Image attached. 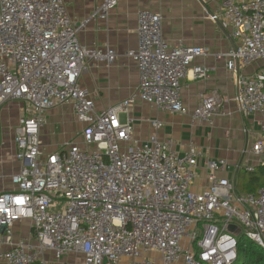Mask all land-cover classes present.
Masks as SVG:
<instances>
[{"label": "built area", "instance_id": "built-area-1", "mask_svg": "<svg viewBox=\"0 0 264 264\" xmlns=\"http://www.w3.org/2000/svg\"><path fill=\"white\" fill-rule=\"evenodd\" d=\"M118 2L105 0L95 15L107 19ZM210 18L238 41L217 57L236 76L240 112L264 115V0H220ZM137 33L127 57L138 67V94L98 111L79 81L91 64H114L116 51L83 45L65 0H0V107L22 105L21 169L13 190L0 193V264H235L241 232L264 248V187L236 194L229 177L264 167V125L246 161L208 162V186L196 191L202 153L193 146L181 156L157 134L141 143L130 114L138 101L187 114L184 80L210 78L211 68L194 65L210 49L171 47L162 15L149 9ZM254 64L259 72L241 74ZM64 105L84 125L83 144L45 154L47 113ZM218 110L210 97L193 117L213 124Z\"/></svg>", "mask_w": 264, "mask_h": 264}, {"label": "crops", "instance_id": "crops-1", "mask_svg": "<svg viewBox=\"0 0 264 264\" xmlns=\"http://www.w3.org/2000/svg\"><path fill=\"white\" fill-rule=\"evenodd\" d=\"M219 1L119 0L108 18L102 19L95 13L105 0H65L73 23L79 28L81 43L88 48H112L117 53L114 64H91L79 81L82 88L91 92L98 111L138 94V67L127 53L138 48V14L141 10L149 9L162 15L163 32L171 47L183 44L210 49L209 55L194 62V65L211 68L210 78L194 79L191 73L184 80L183 101L187 114L160 111L142 101L135 104L130 114L134 136L141 143L157 134L160 140L171 142L173 150L181 156L193 146L202 153L195 183L198 192L208 186V162L227 159L234 166L246 161L243 152L259 140L264 125V115L244 116L240 112L235 101L236 76L227 70L225 59L217 57L238 44L231 31L223 30L210 18L217 12ZM261 68L262 64H254L241 74L253 75ZM210 97H215L219 105L213 124L195 120V109ZM21 116L22 105L19 103L0 107V193L13 190L12 177L21 169L15 142ZM151 120L162 122L158 132L153 131ZM83 130L84 125L77 120L71 105L52 109L47 113V123L41 132L44 153L59 151L68 143L83 144ZM239 174L235 176L232 172L229 177L237 184Z\"/></svg>", "mask_w": 264, "mask_h": 264}, {"label": "trees", "instance_id": "trees-1", "mask_svg": "<svg viewBox=\"0 0 264 264\" xmlns=\"http://www.w3.org/2000/svg\"><path fill=\"white\" fill-rule=\"evenodd\" d=\"M239 176L242 173L239 172ZM256 177L250 180L248 184V191L246 194H255L257 191L264 187V167H258L255 173ZM240 178V177H239ZM260 183L259 188H253V183ZM238 184V182H237ZM239 241V250H238V260L235 264H264V248L259 246L256 242L249 239L245 234H240L238 237Z\"/></svg>", "mask_w": 264, "mask_h": 264}, {"label": "rangeland", "instance_id": "rangeland-1", "mask_svg": "<svg viewBox=\"0 0 264 264\" xmlns=\"http://www.w3.org/2000/svg\"><path fill=\"white\" fill-rule=\"evenodd\" d=\"M253 177H256L255 174L242 173V175H240L238 184H236V187H235L236 194H241V195L246 194V192L248 191L247 190L248 184H249L250 180L253 179ZM260 185H261L260 183L254 182L252 187L253 188H259ZM241 234H244V233L241 232ZM127 263H129V262H127V261L123 262V264H127ZM180 264H182V262Z\"/></svg>", "mask_w": 264, "mask_h": 264}, {"label": "water", "instance_id": "water-1", "mask_svg": "<svg viewBox=\"0 0 264 264\" xmlns=\"http://www.w3.org/2000/svg\"><path fill=\"white\" fill-rule=\"evenodd\" d=\"M230 230H231V232H233V233H235V232L239 233V229H238L237 226H231Z\"/></svg>", "mask_w": 264, "mask_h": 264}]
</instances>
